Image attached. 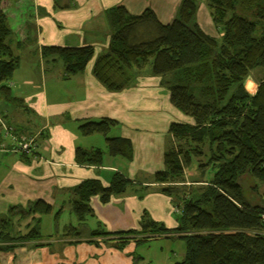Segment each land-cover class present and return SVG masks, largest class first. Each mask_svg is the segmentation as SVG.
I'll list each match as a JSON object with an SVG mask.
<instances>
[{"label": "trees", "instance_id": "1", "mask_svg": "<svg viewBox=\"0 0 264 264\" xmlns=\"http://www.w3.org/2000/svg\"><path fill=\"white\" fill-rule=\"evenodd\" d=\"M205 1L222 34L220 39L198 26L197 0H182L170 24H162L150 8L132 15L118 6L109 13L110 44L95 60L96 80L108 91L120 92L132 87L139 71L151 65V74L161 78L173 106L193 123H171L164 168L151 182L179 209L178 226L168 229L144 212L140 230L109 233L100 224L91 237H113L109 241L119 250L131 241L139 245L156 237L181 240L185 253L174 264H264V198L248 201L242 184L249 174L264 185V77L253 95L245 86L253 70H264V0ZM31 19L29 0H0V92L7 101H14L8 83L20 64L10 39L17 38L18 48L34 41ZM94 53L93 46L41 48L47 63L63 61L65 79L84 73ZM118 125L110 118L83 122L79 133L103 135L106 149L77 148V164L100 168L106 156L131 163L132 142L109 135ZM20 157L29 163L33 155ZM202 158L205 163L200 162ZM194 165L205 180L187 181L186 170ZM194 185L198 187L189 188ZM150 187L116 172L107 186L92 179L73 188L69 204L85 224L94 216L92 197L99 196L106 204L130 191L142 199ZM18 209L22 210L21 219L34 216L25 235L13 234ZM53 210L44 200L25 209L11 207L8 216H0V252H11L26 243L43 246L38 244L41 234L37 222ZM71 231L79 235L77 228L71 227Z\"/></svg>", "mask_w": 264, "mask_h": 264}, {"label": "crops", "instance_id": "2", "mask_svg": "<svg viewBox=\"0 0 264 264\" xmlns=\"http://www.w3.org/2000/svg\"><path fill=\"white\" fill-rule=\"evenodd\" d=\"M29 1L35 40L28 43L26 53L30 60L26 61L23 72L20 60L11 80L14 101L0 96V119L14 128L17 136L39 132L42 137L38 154L29 163L24 162L20 154L0 152V216L8 215L13 206L25 208L37 200H44L55 209L69 205L73 188L92 179L107 186L116 172L137 182L143 172L146 183L152 182L154 174L164 168V141L173 122L172 116L179 118V122L193 123L192 120L173 106L169 91L162 85L160 77L151 74V68L139 71L132 87L110 92L94 77L93 66L97 57L109 47V13L113 8L124 6L132 15H140L150 8L162 24H170L182 0ZM197 1L198 26L207 35L220 39L222 34L213 22L206 1ZM44 46H93L95 53L84 73L65 79L64 64L59 72H39L44 62L41 55ZM103 118L119 124L111 130L110 137L132 142L134 159L131 163L106 156L100 168L77 164V148L106 149L103 135L83 136L78 131L83 122ZM5 138L0 130V148L10 144ZM148 184L157 188L153 183ZM132 193L112 197L106 204L99 196L92 197L90 206L94 216L86 220L88 226L84 234L78 229L79 235L72 232V236L40 240L38 244L43 245L40 247L26 243L11 252H0V264H152L153 261L148 259L151 248L147 250L145 244L174 239L156 237L139 245L131 241L119 250L110 242L113 237H91L100 224L109 233L140 230L144 212H149L154 221L163 223L168 229L178 226L170 197L155 190L140 200ZM33 217H14L13 223L19 220L15 224L25 235L33 224ZM169 261L175 263L173 259Z\"/></svg>", "mask_w": 264, "mask_h": 264}, {"label": "rangeland", "instance_id": "3", "mask_svg": "<svg viewBox=\"0 0 264 264\" xmlns=\"http://www.w3.org/2000/svg\"><path fill=\"white\" fill-rule=\"evenodd\" d=\"M15 27V25L13 26ZM12 41V46L15 52L16 56L20 57V60L23 62H21V70L23 72L24 66L26 65V61L30 60L28 54L26 53V50L28 48V43L25 44L24 46H22L21 48H17V44H16V40L17 38H12L10 39ZM27 45V46H26ZM25 61V63H24ZM63 61H57V64H47L44 60V62L42 61V71L39 72H59L61 71L60 69L63 68ZM151 68V65H147L145 69H149ZM28 70V69H26ZM258 71L252 73L251 75H249V77L245 80V86L247 87V92L251 95L253 93V89H255L256 83H259V81L261 79H263L262 74L264 73L263 69H257ZM30 71V70H29ZM25 72V70H24ZM27 73V72H26ZM36 75V72H35ZM16 78V77H15ZM19 79V77H18ZM17 79V80H18ZM19 81V80H18ZM10 83L11 81L8 83L9 87H10ZM18 84L21 86V84L18 82ZM11 88V87H10ZM0 96L2 97V94L0 93ZM19 105V104H18ZM185 116V115H184ZM173 118V122L175 123H184V122H179V118L177 119V117L172 116ZM187 118V116H186ZM189 118V117H188ZM190 119V118H189ZM192 120V119H190ZM172 122V123H173ZM193 122V121H192ZM31 129L33 130V126H30ZM0 130H1V134L2 137H5V129L4 127L0 124ZM162 133V132H159ZM37 134V150L34 152L33 157L35 158L38 154V150L40 148V142H41V137H42V133H35ZM35 134H31V135H35ZM17 135V134H16ZM6 140H8L7 138H5ZM11 142V141H10ZM17 142V141H16ZM170 143V138L168 135H166L165 137V141H164V154L165 155V151H166V147L168 146V144ZM13 154H21V153H16V152H10ZM200 162L205 163L206 160L204 158H202L200 160ZM154 177V176H153ZM147 177L145 176V174L142 172L138 183L139 184H144V185H149L148 183H151L150 181H148V183H146L145 179ZM186 178L187 181L192 183V181H200V180H205L202 178L201 176V172L199 169L196 168V165H194V167H191L190 169L186 170ZM206 178V177H204ZM242 184L244 187V194L245 197L248 201L250 202H260V200H262L264 198V185L260 184L258 182H256L249 174H247L243 179H242ZM189 186H187L188 188ZM195 187L197 188L198 185H194L191 186L189 188ZM188 188V189H189ZM187 191L189 192L190 190ZM156 189H154L153 187H150L148 189V192H152L155 191ZM191 192V191H190ZM130 191L126 194L129 195ZM132 195H134L135 197H138V195L133 192ZM138 199H140L138 197ZM144 199V197L142 198ZM140 199V200H142ZM172 199V198H171ZM174 202V201H173ZM175 206V204H174ZM26 208V207H25ZM24 208V209H25ZM176 209V212L179 211L178 208H176V206L174 207ZM58 208H54L53 212L51 214L48 215H44L41 217L40 220H38L37 225L41 234V240L44 241H51V238H63L65 236H72V231H71V227L80 229V234H84L86 232V228L87 222H85V224L82 222H80V220H78L77 216L74 214V212L72 211L71 205L66 204L63 207V210L61 212V214L58 216V218L55 217L56 212L58 211ZM22 210L18 209L16 210L15 214H17L15 216L16 217H21V215L19 214ZM175 212V213H176ZM149 214V212H148ZM8 216V215H7ZM177 217V214H176ZM175 217V218H176ZM13 217V220L15 219ZM1 222V221H0ZM17 222V221H16ZM15 222V223H16ZM19 222V220H18ZM17 222V223H18ZM13 223V228L12 230L14 231V235L15 233L17 234L18 232V224ZM33 226V224H32ZM1 227V226H0ZM21 228V227H20ZM1 231V229H0ZM147 250L149 249V247L151 248L150 253L148 254V259L153 262H151L152 264H170L169 259H173L174 262L175 261H180L181 255L185 253V243L183 241H167L166 243H152V244H145Z\"/></svg>", "mask_w": 264, "mask_h": 264}, {"label": "built area", "instance_id": "4", "mask_svg": "<svg viewBox=\"0 0 264 264\" xmlns=\"http://www.w3.org/2000/svg\"><path fill=\"white\" fill-rule=\"evenodd\" d=\"M0 123L6 131L5 137L8 138L9 141H11L10 144L6 146L3 145L0 148V152H16L28 155L34 154V152L37 150V134L17 136L15 134L14 128L3 122L2 119H0Z\"/></svg>", "mask_w": 264, "mask_h": 264}]
</instances>
